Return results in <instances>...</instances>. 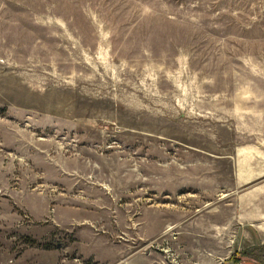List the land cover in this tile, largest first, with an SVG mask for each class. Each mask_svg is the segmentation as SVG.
Wrapping results in <instances>:
<instances>
[{"label":"rangeland","instance_id":"374dc122","mask_svg":"<svg viewBox=\"0 0 264 264\" xmlns=\"http://www.w3.org/2000/svg\"><path fill=\"white\" fill-rule=\"evenodd\" d=\"M258 145L264 0H0V264L203 262Z\"/></svg>","mask_w":264,"mask_h":264},{"label":"crops","instance_id":"0c3cea01","mask_svg":"<svg viewBox=\"0 0 264 264\" xmlns=\"http://www.w3.org/2000/svg\"><path fill=\"white\" fill-rule=\"evenodd\" d=\"M245 151L250 156L236 162L225 191L206 211L210 224L203 235L217 239L221 248L194 264H264V150L258 145ZM199 233L187 229L189 237Z\"/></svg>","mask_w":264,"mask_h":264}]
</instances>
